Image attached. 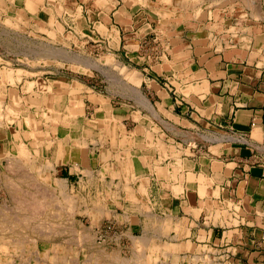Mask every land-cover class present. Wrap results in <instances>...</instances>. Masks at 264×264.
Masks as SVG:
<instances>
[{
	"label": "crops",
	"instance_id": "crops-1",
	"mask_svg": "<svg viewBox=\"0 0 264 264\" xmlns=\"http://www.w3.org/2000/svg\"><path fill=\"white\" fill-rule=\"evenodd\" d=\"M9 1L59 18L50 0ZM65 1L67 24L136 69L147 99L115 105L36 79L32 94L51 95L60 115L57 133L34 140L49 145L55 179L84 195V215L116 220L132 264L141 248L158 264H264L262 1ZM16 75L1 80L29 93ZM15 130L0 126V160L25 143Z\"/></svg>",
	"mask_w": 264,
	"mask_h": 264
},
{
	"label": "rangeland",
	"instance_id": "rangeland-1",
	"mask_svg": "<svg viewBox=\"0 0 264 264\" xmlns=\"http://www.w3.org/2000/svg\"><path fill=\"white\" fill-rule=\"evenodd\" d=\"M49 3L56 5L59 18L46 17L39 22L17 14L11 1L0 0V126L16 129L19 139L21 136L25 141L19 146L18 155L2 154L0 160V264H129L133 258L128 253V243L99 238V227L116 220L98 222V218L84 215L87 210L79 207L84 195L79 196L55 179L53 163L45 159L49 145L34 140L49 137L50 130L57 133L55 126L61 123L60 115L53 112L51 95H34L32 90L40 82L36 81L39 77H61L70 83L68 90L72 87L73 92H78L85 88L92 94H102L115 105L135 99L141 104L146 94L136 69L112 54L105 43H98L94 33L89 37L87 32L74 31L69 20L67 24L64 13L68 2ZM49 8L46 10L50 12L54 9ZM6 68L17 73L19 81L25 79L29 83V93L21 94L13 78L6 86L1 80ZM72 134L73 140H81L80 134ZM58 137L65 140V131ZM28 199L32 202L27 205ZM140 250L136 264H145V260L151 263L152 257L145 258ZM159 260L160 257L152 258V263L158 264Z\"/></svg>",
	"mask_w": 264,
	"mask_h": 264
},
{
	"label": "built area",
	"instance_id": "built-area-1",
	"mask_svg": "<svg viewBox=\"0 0 264 264\" xmlns=\"http://www.w3.org/2000/svg\"><path fill=\"white\" fill-rule=\"evenodd\" d=\"M99 238L107 241L108 239L121 240L125 237V231L121 228L116 221H108L98 230ZM111 237V238H110Z\"/></svg>",
	"mask_w": 264,
	"mask_h": 264
},
{
	"label": "bare ground",
	"instance_id": "bare-ground-1",
	"mask_svg": "<svg viewBox=\"0 0 264 264\" xmlns=\"http://www.w3.org/2000/svg\"><path fill=\"white\" fill-rule=\"evenodd\" d=\"M257 12H259V11H257ZM257 12H256V13H257ZM12 162H13V161H12ZM14 162H15V161H14ZM19 162H20V161H19ZM9 164H10V163H9ZM13 164H14V163H13ZM15 164H17V163H15ZM17 166H18V165H17ZM20 167H21V164H20ZM21 168H22V167H21ZM17 170H19V168H18ZM19 171H20V170H19ZM18 174H20V173H18ZM23 174H24V173H23ZM27 175H28V174H27ZM14 183H15V182H14ZM8 184H9V183H8ZM8 184H7V185H8ZM32 184H33V183H32ZM14 185H15V184H14ZM34 185H35V184H34ZM19 187H20V186H19ZM37 192H38V191H37ZM66 195H67V194H66ZM69 197L71 198V196H69ZM17 198H18V197H17ZM24 198H25V197H24ZM34 198H35V196H34ZM67 199H68V198H67ZM19 200H21V199H19ZM19 200H17V201L20 203ZM22 200H23V199H22ZM68 200H69V199H68ZM70 200H71V199H70ZM35 201L37 202L38 200L36 199ZM71 201H72V200H71ZM18 202H17V203H18ZM24 202H25V201H24ZM24 202H22V203H24ZM28 202H29V199L27 200V205H28ZM31 202H32V201H31ZM31 202H29V203L31 204ZM37 203H38V202H37ZM72 203H73V202H72ZM72 203H71V205H72ZM24 204H25V203H24ZM40 204H41V203H40ZM40 204H39V205H40ZM33 205H34V204H33ZM20 206H21V205H20ZM16 207H18V206H16ZM25 207H27V206H25ZM25 207H24V208H25ZM70 207H73V206H70ZM31 208H32V206H31ZM7 217H8V216H7ZM10 221H11V220H10ZM10 221H9V222H10ZM11 223H13V222H11ZM10 229H11V228H9L8 230H10ZM4 230H5V229H4ZM6 231H7V230H6ZM12 231H14V230H12ZM89 233H90V232H89ZM86 234H87V233H86ZM86 234H84V235H86ZM84 235H83V236H84ZM86 236H88V235H86ZM91 237H92V235H91ZM82 238H84V237H82ZM84 239H85V238H84ZM86 239H87V238H86ZM5 248H6V247H5ZM100 254H101V253H100ZM95 256H96V255H95ZM124 262H125V261H124Z\"/></svg>",
	"mask_w": 264,
	"mask_h": 264
}]
</instances>
